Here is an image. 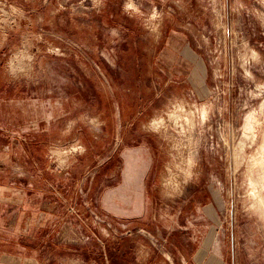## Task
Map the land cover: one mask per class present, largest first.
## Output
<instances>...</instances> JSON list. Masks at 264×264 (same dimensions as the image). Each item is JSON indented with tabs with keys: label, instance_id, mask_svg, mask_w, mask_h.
<instances>
[{
	"label": "rangeland",
	"instance_id": "obj_1",
	"mask_svg": "<svg viewBox=\"0 0 264 264\" xmlns=\"http://www.w3.org/2000/svg\"><path fill=\"white\" fill-rule=\"evenodd\" d=\"M262 133L264 0H0V264H264Z\"/></svg>",
	"mask_w": 264,
	"mask_h": 264
},
{
	"label": "bare ground",
	"instance_id": "obj_2",
	"mask_svg": "<svg viewBox=\"0 0 264 264\" xmlns=\"http://www.w3.org/2000/svg\"><path fill=\"white\" fill-rule=\"evenodd\" d=\"M182 112H181V114H182ZM170 117L173 119V121L176 124L179 122V119L183 118V116H181L180 114H176V113L170 115ZM185 117H188V115L186 114ZM201 117L202 118L205 117L204 111H202ZM256 123L257 122L255 121L254 115L250 114V113L248 114V116L244 120L243 137H242L243 139L240 140L239 146H238V147H240V152L238 154H239V158L241 161L244 160V157H243L242 152H241L243 145H244V141L246 140L248 142V140L249 141L254 140L253 130H254V126ZM160 125H161V123L155 121L153 124L154 129L159 130ZM258 139H259V137H258ZM259 141H260V143L258 146H256L257 148L254 151V153L252 155H250V157L247 155V157H248L246 159L247 169H245V170L248 173V183L246 182L250 186L248 188H252L256 192L255 194H253V195H255V198H253L254 201L252 200L253 203L251 202L252 205L251 204L250 205L264 219V133L261 134ZM238 150H239V148H238ZM236 151H237V149H236ZM237 163H240L239 160H237ZM239 166H242V165L240 164ZM252 207H250V208H252Z\"/></svg>",
	"mask_w": 264,
	"mask_h": 264
}]
</instances>
